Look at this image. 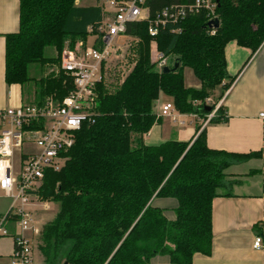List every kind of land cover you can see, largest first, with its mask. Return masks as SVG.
I'll use <instances>...</instances> for the list:
<instances>
[{
    "label": "trees",
    "instance_id": "trees-1",
    "mask_svg": "<svg viewBox=\"0 0 264 264\" xmlns=\"http://www.w3.org/2000/svg\"><path fill=\"white\" fill-rule=\"evenodd\" d=\"M77 1L20 0L19 29L6 36L5 82L23 88L33 83L30 105L61 102L74 89L59 57L45 53L51 48L59 55L66 45L73 48L98 33L102 9ZM195 1L146 0L148 18L127 25V36L136 39L134 67L122 81L97 85L91 122L77 133L64 166L45 173L39 194L59 210L40 233L42 264H150L157 256L192 264L196 254L211 255L212 206L225 171L262 152L211 149L200 127L189 142L148 145L144 138L160 120L156 105L162 95L180 114L205 117L215 109L235 81L227 74V44L235 41L255 54L264 43V0H211L217 29L206 10L168 22L155 37L157 48L168 67L176 61L180 66L163 74L151 61L149 22L164 8ZM33 66L58 70L36 78ZM185 68L199 88L186 86ZM218 90L217 102L208 104ZM217 114L213 121L227 120L221 107ZM155 200L176 205L162 208ZM256 230L264 242V225Z\"/></svg>",
    "mask_w": 264,
    "mask_h": 264
},
{
    "label": "built area",
    "instance_id": "built-area-1",
    "mask_svg": "<svg viewBox=\"0 0 264 264\" xmlns=\"http://www.w3.org/2000/svg\"><path fill=\"white\" fill-rule=\"evenodd\" d=\"M145 2L109 0L110 17L98 28L97 34L91 35L92 40L79 42L74 49H64L60 68L72 79L74 89L61 102L49 99L42 107L23 104L0 112V120L6 124L0 134V192L10 200L9 210L0 216V241L13 240L9 264H35L32 241L39 222L29 208L35 206L34 202L49 208L48 201L43 202L39 194L45 173L64 166L77 133L91 122L97 85L107 82L108 64L122 50L118 40L127 36V25L148 18ZM215 6L211 0L171 6L149 22L151 61L159 71L168 62L157 48L155 37L159 30L168 22H177L201 10H206L212 21L216 18ZM158 110V117L175 118L172 103L162 104ZM217 110L216 106L206 115L205 124L216 117ZM260 118L264 120V113ZM24 147L30 151L24 152ZM17 153L19 160L15 162ZM254 248H264L260 236L255 238Z\"/></svg>",
    "mask_w": 264,
    "mask_h": 264
},
{
    "label": "crops",
    "instance_id": "crops-1",
    "mask_svg": "<svg viewBox=\"0 0 264 264\" xmlns=\"http://www.w3.org/2000/svg\"><path fill=\"white\" fill-rule=\"evenodd\" d=\"M88 2L79 0L77 5L100 7L103 23L106 22L110 17L109 4L106 6L101 0ZM19 16L20 0H0V112L27 104L24 88L9 86L5 82L6 36L18 31ZM89 39L92 40L91 35ZM225 59L227 74L235 81L217 103V108H222L227 120L215 122L212 119L205 124L206 116L176 111L175 118L160 117L144 141L148 145L167 141L189 142L197 137V128L200 127V132L206 131L207 145L211 149L239 154L262 152L261 158L233 164L225 171L224 186L219 189V196L212 206V253L210 256L196 254L192 264H264V248H254L255 238L259 236L256 226L264 225V120L260 118L264 113V43L252 54L251 50L235 41L229 42L225 48ZM187 87L199 88L200 84L192 81ZM216 93L220 95V90ZM167 103H172V99L162 95L156 105L157 113L160 105ZM5 128L6 124L0 120V134ZM155 204L170 209L176 205L172 200H155ZM9 206L10 203L0 216L9 210ZM9 239L10 251L3 255L0 253L8 263L13 251V240ZM3 240L0 241V252H3ZM150 264L171 263L167 257L157 256Z\"/></svg>",
    "mask_w": 264,
    "mask_h": 264
},
{
    "label": "rangeland",
    "instance_id": "rangeland-1",
    "mask_svg": "<svg viewBox=\"0 0 264 264\" xmlns=\"http://www.w3.org/2000/svg\"><path fill=\"white\" fill-rule=\"evenodd\" d=\"M96 0H89V4L91 3H95ZM102 3H104L107 6V3L109 2V0H101ZM136 40V39H135ZM134 40V38H132L131 36H126L124 38H121L118 40V47L122 50L119 51V54L114 57L108 64V79H107V83H109V81L112 82H117L119 78L120 81H122L123 78H125L126 75H128L130 73V71L132 70V68L134 67L135 64V60H136V54H135V44L136 41ZM89 42L91 41V39L88 40ZM79 43V42H78ZM75 44V46L71 49L76 48L77 44ZM66 48H70L68 45H66L64 47V49ZM64 49L61 51V53L58 55L57 52H55V50L49 48L46 50L45 55L47 57H59L62 54V52L64 51ZM57 68L56 66L52 69L48 66L46 67H31L30 70V74L32 76L35 75L36 78H40V77H44L47 76V74H50L51 72L55 71L57 72ZM184 77H185V82L186 85H191V82H197V79L195 78V76L193 75L192 71L189 68H185L184 69ZM25 91V102L27 104L33 102L34 98H35V86L33 83L28 84L27 86H25L24 88ZM218 94L214 93L213 98L211 99L212 101H209V104H213L217 102V98H218ZM25 148V147H24ZM30 148H25L24 152H29ZM19 160V153L16 154L15 156V162H18ZM46 200H43V202ZM10 201L8 199H6V197H4L3 193L0 192V212H2L4 209H6L9 205ZM35 206H31L29 209L34 213V216L36 218V220L39 222L38 225L36 226V233L34 236V239L32 241V247L34 250V261L35 264H42L43 262V258L38 250V246L40 244V233L42 230V227L47 224L49 221H52L54 219V217L56 216L58 210H59V205L56 203H51L48 201L47 205H48V209H44L42 207L41 203H36L34 202ZM1 250L3 252L2 255L5 253H8L11 249V240L8 238L6 240H3L2 246H1ZM0 264H9L7 259L5 257H0Z\"/></svg>",
    "mask_w": 264,
    "mask_h": 264
},
{
    "label": "water",
    "instance_id": "water-1",
    "mask_svg": "<svg viewBox=\"0 0 264 264\" xmlns=\"http://www.w3.org/2000/svg\"><path fill=\"white\" fill-rule=\"evenodd\" d=\"M209 25H210L211 28H215V29H217V28H219L220 22H219L218 19H214V20L210 21ZM179 66H180L179 62L176 61V62L174 63V66H173L172 68H170V67H164V68L162 69V73H163V74H169V73L176 72V71H178ZM206 110H207L208 112H210V111H211V108L208 107Z\"/></svg>",
    "mask_w": 264,
    "mask_h": 264
}]
</instances>
